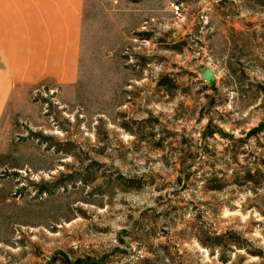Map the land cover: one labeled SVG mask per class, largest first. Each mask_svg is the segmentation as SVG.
<instances>
[{"label": "rangeland", "instance_id": "rangeland-1", "mask_svg": "<svg viewBox=\"0 0 264 264\" xmlns=\"http://www.w3.org/2000/svg\"><path fill=\"white\" fill-rule=\"evenodd\" d=\"M78 91L0 128V264H264V0H94Z\"/></svg>", "mask_w": 264, "mask_h": 264}, {"label": "crops", "instance_id": "crops-1", "mask_svg": "<svg viewBox=\"0 0 264 264\" xmlns=\"http://www.w3.org/2000/svg\"><path fill=\"white\" fill-rule=\"evenodd\" d=\"M94 0H0V128L48 85L74 95L88 57Z\"/></svg>", "mask_w": 264, "mask_h": 264}]
</instances>
